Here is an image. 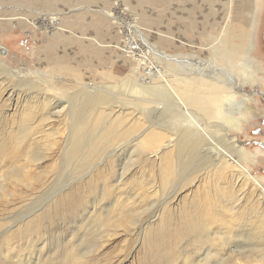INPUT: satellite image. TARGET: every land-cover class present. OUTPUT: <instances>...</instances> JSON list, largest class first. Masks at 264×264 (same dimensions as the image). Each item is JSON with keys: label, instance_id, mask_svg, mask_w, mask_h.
<instances>
[{"label": "rangeland", "instance_id": "374dc122", "mask_svg": "<svg viewBox=\"0 0 264 264\" xmlns=\"http://www.w3.org/2000/svg\"><path fill=\"white\" fill-rule=\"evenodd\" d=\"M113 4L119 8H117L118 14H122L120 17V24L123 23L121 30L128 28L129 23H134L139 30L142 29L141 31L146 34L149 40V43H146L142 38L135 36L133 42L140 46L138 50L134 49L135 57L124 55L126 52L123 50L127 48L119 47L117 42L122 40L124 44L123 40L126 35L124 34V37L119 41L116 33L119 32V26L117 28L110 26L111 19L109 20L102 11L103 9L108 10ZM252 11L253 14L255 13L256 19ZM49 14H56L58 22H56L55 28L50 27V23L40 24V21L36 25L30 24L31 19L33 21L41 17L46 22L45 17ZM229 14L232 15L234 24L245 25V31L254 32V48L253 51H250L248 59L255 64L249 70L253 74L251 80L243 84L244 80L236 73L231 81V86L236 91L235 100L242 101L243 105L241 103L234 105L233 113L239 118L240 123L228 129V133L237 140L241 148V155L235 157L246 165L264 185V0H0V86L5 85L8 81L4 79L3 70L10 69L17 72L16 75L14 74L15 76L10 75L14 82H11V86L7 87L13 89L12 100L7 104L2 103V97L6 98L8 93L0 95V144L6 143L3 140L6 135L14 133H12V123L18 121L17 119L15 122L5 125L1 113L6 112L7 119L19 118V115L24 113V111H20L22 108L19 106L25 104L28 97L27 87H21V84L27 81L26 78L39 82L41 93L48 90L50 109L56 104L59 108L63 107L64 112L60 114L59 118L53 120L56 128L62 131L66 128L67 107L77 102L79 95L82 94L83 85L81 83L92 82L90 84H94L93 86H101V90V88L106 89L104 84L112 82V79L107 78L104 71L110 70L117 78L122 79L132 74L139 77L144 70L139 60L146 57L169 72L171 70L172 73L176 70L177 72L185 71L186 68L190 70L189 68L193 67L191 65L194 63L193 59L199 57L204 62H209L208 60L214 56L216 61L222 62V56L216 50L213 51L209 45L226 28ZM15 15H21V19H11ZM130 36L131 34H127L126 38ZM165 55L177 58L169 60V58H163ZM64 58L68 59L67 65L63 62ZM62 64L79 70L82 75L80 76L81 82L68 81L72 76H68L66 68L59 67ZM218 64L223 66L221 63ZM202 68L204 69L206 66H202ZM16 86L22 91L18 90ZM50 86H57V88L50 90ZM133 90L128 89L121 93L125 95L124 97L132 94V98L137 97L138 100H142V98L159 99L157 96L151 95V97ZM114 93L111 96L121 95L116 90ZM41 95L44 100L45 96ZM224 102L222 101V103ZM36 103L42 107L40 98H37ZM44 103L42 108L44 105H48L47 101ZM50 109L47 110L48 113ZM42 113H35V118L38 116L40 119ZM220 122L223 121L220 120ZM135 133H133L134 135L130 133V136L114 145L115 147L111 145L112 147H108L105 153L103 152L101 163L107 160L112 165L119 164L116 170L125 172L120 187L115 190L122 180L116 181L121 175L119 172L118 175L113 174L112 179L97 180L93 193L84 198L77 197L75 202L66 205L68 207L65 206L60 214H54L57 216L51 217L49 220H42L43 223L40 225L46 227L45 230L48 229V232L40 235L29 249L24 245L25 253L31 252L28 256L30 257L28 264H186L184 259L187 264L192 260H203V264H221L224 262L222 259L225 260V258H227V264H233L235 259L230 258V254L237 255V258L241 257L237 252L231 253L233 250L229 249V247H238L239 243L243 241L242 237L236 235L239 227L229 234L231 236L229 238L230 246L225 247V252L223 251L221 256L208 255L215 252V248L222 244L220 237L217 240L200 241L191 237V232L172 245L167 242L163 243L161 248L156 249V253L150 249L146 237L150 235L151 228L146 230V226L155 220L152 223L153 226L157 229L160 228L156 218L160 215L164 205H169L168 203H171L175 199L174 197L179 195L176 198V203H172L174 209L172 208L171 216L173 219L176 218L181 207H184L185 202L190 199V195L188 190H181L183 183L179 176L166 184L159 175L152 173L145 162L148 158V151L142 147L136 149L133 147L137 142L133 137L137 134ZM44 135L36 132L35 137L40 141L35 142L30 148L31 154L41 159V162L38 163L41 167L38 168L37 163L32 161L33 165H28L23 158L17 160L11 163L9 171L18 174V177H13L2 184L7 186L5 193H13V196L4 197L8 199V203H4L5 206L2 205L3 200H0V224L6 223L5 226H0V264H7L5 259L7 248L4 245V239H2L4 234H10L24 218H31L40 212L41 207L54 195L60 192H62L61 194L67 193L69 186L78 182L76 180L78 177L83 176L85 181L89 180V175L94 169L93 160L90 161L92 162L91 166L89 165L91 169L88 166L83 170L71 159L69 162L65 158L63 147H54L49 141L51 137L47 134V136ZM132 140L133 143L130 142ZM116 148L119 155L113 154L108 158L112 149ZM138 150L140 154L137 153ZM196 150L199 153L202 151L200 149L192 150L196 152L195 159L198 157L196 161L199 162L201 161L200 154ZM55 151L57 154L51 158ZM47 155L50 157L46 158ZM130 155H133L132 163L130 162L131 158L130 160L128 158ZM140 158L144 159L143 163H140ZM195 159L190 160L192 163L190 165L196 163ZM94 161L98 162L99 159ZM107 163L99 168H106ZM202 164L205 165L204 162ZM210 169L212 166L206 171L208 172ZM237 172L231 167L224 169L220 174L219 183L211 182V173H208L211 179L207 177V181H197L194 188L209 190L210 197L219 201L221 198H227L229 204L234 203L239 207L243 205L242 208L248 204L250 210L243 209L244 213L241 215L255 219L256 210H252L251 205H259L260 210L264 211V197L252 180L243 181L244 178ZM26 173L29 174L27 181L22 177ZM150 180L156 181L157 190L148 193L147 198L139 196L142 191L149 190ZM2 181L0 179V183ZM28 184H35L33 192L20 194L19 190L24 189L23 187ZM104 189L110 191L104 192ZM129 210H131V218L128 221L122 217V214ZM169 227L171 228V226ZM161 228L165 229V227ZM211 230L214 231V228L208 232ZM42 237L48 240L44 245H39ZM189 237L191 241L188 240ZM185 238L188 243H185ZM232 241L234 245H232ZM22 242L15 245L18 246ZM39 248L40 251H36ZM71 250L75 253H83L85 257L79 260L67 257L72 252Z\"/></svg>", "mask_w": 264, "mask_h": 264}, {"label": "bare ground", "instance_id": "6f19581e", "mask_svg": "<svg viewBox=\"0 0 264 264\" xmlns=\"http://www.w3.org/2000/svg\"><path fill=\"white\" fill-rule=\"evenodd\" d=\"M116 4L119 6L118 3ZM117 5L115 6L113 4L108 10L103 9L102 11L109 20L111 19V22H109L110 26L113 28L119 26V32H116L119 41L124 37V34L126 37L127 34H131L129 38L125 37V40H123L124 44L122 40L121 42H117V44L121 48H127V51L123 50L126 52L124 55L135 57L136 52L134 53V49L138 50L140 48L138 43L136 44L133 42L135 36L142 38L146 43H149V40L146 34L141 31L142 29L139 30L134 23H129L127 25L128 28L123 31L121 30L123 23L120 24V17H122V14H118ZM55 15L56 14H49L45 17L46 22H44L43 17L36 18L37 21H32L30 18V24L36 25L39 24L40 21V24L50 23V27L55 28L56 22H58ZM229 15L227 26L222 34L220 33L221 35L209 45L213 51L216 50L217 53L222 56V62H219V60L216 61V59L213 58L214 56H211L212 58L208 60L209 62H204L199 57L193 59L195 64H191L193 67L189 68L190 70L186 68L185 71L179 70L177 72L176 70L172 73L171 70L169 72V70L151 62L148 59L149 57H146L145 59L139 60L140 65L144 68L143 74L139 77L132 74L122 79L119 77L117 78L110 70L104 71V74L107 78L112 79V82L104 84L106 89L101 88V90V86H93L94 84H90L92 82L81 83L83 85V88H81L82 94L79 95V98L77 97V102H71L72 104H69L70 106L67 107L68 109L64 107L67 109L65 113L67 121L65 123L66 128L62 131L56 128L55 124H53V120L54 118H59L60 114L64 112L63 107L59 108L57 104H54L55 106L50 109L49 106L51 103L47 97L48 90L41 93L39 82L28 78L25 79L27 81L23 82L21 87H27L26 94L28 97L25 104L19 106L22 108L20 111H24V113L21 114V112H19L21 114L19 118L14 117L13 119H7L8 116H6V112L1 113V116L4 117L3 124L5 125L15 122V120L18 119L17 123H12V133H14L6 135L3 138L6 143L3 145L0 144V179L3 180L2 183H0V200H3L2 205L5 206V204L8 203V199L4 198L5 196H13V193H5L7 186H3V182L13 179V177H18V174H13L9 171L11 163L23 158L28 165H33L32 162H35L38 168L41 167V165L38 164L41 162V159L32 155L30 150L35 142L40 141L39 138L35 137L36 132L41 133V135H44V133L49 135L51 137V140H49L51 141V145L54 147H63L65 150V158L68 159V161L71 159L74 163L76 162L81 170L88 168L92 162L94 169H92L93 171L91 170L92 172L90 175L88 174L90 176L89 180L85 181L83 176L78 177L76 179L78 182H74L73 185H70L67 193L61 194L62 192H60L54 195L48 202L46 201L47 203H45L41 209L38 208L41 210L40 212L37 211L38 213L32 214L33 216L31 218H24L15 230H12L10 234L8 232V234H4L5 236L2 239H4V245L7 248V257L5 258L7 264H28L30 258L28 256L31 252L29 253V251H27L25 253V246L29 249L34 245V241L39 239L40 235L48 232V229L45 230L46 227L40 225L43 223L42 220H49L51 217L57 216L54 214H60L63 208L66 205L74 203L77 197L84 198L86 195L93 193L97 180L104 181L108 178L112 179L113 174L118 175L117 173L119 172L121 175L115 180H122L115 187V190L120 187L123 181L122 176L125 172H121L119 169L116 170L119 164L112 165L107 160L101 163L104 155L103 152L105 153L108 147L118 144L121 140L130 136V133L133 134L135 132L137 134L135 133L136 135L133 137L137 142L133 147L135 149L137 147H142L148 151V158L145 162L146 166L148 165L150 167L152 173L154 172L156 175H159L166 184L173 178L179 176L183 183L181 190H188L190 195V199L185 202L186 205L181 207L178 216L174 219L171 216L173 211L172 208L174 209L172 205L176 203V198L179 195H176V197H174L175 199L172 200L171 203H168L169 205H164L156 221H158V225L163 228L165 227V229L161 227L158 229L155 228L152 224L155 220L149 222L146 226V230L151 228L150 235L146 237V242L149 243L148 246L150 249L155 252L156 249L165 242H167V244L170 243V245L174 242L177 243L183 236H186L185 234L191 232V237L199 239L200 241L217 240L220 237L222 239V244L215 248V252L209 253L208 255L221 256L225 247H228L230 244L229 238H231V236L229 234L239 227L236 235L242 237L243 241L240 243L238 242V247H229V249L233 250L231 253L237 252L241 257L238 256L237 258L235 254H232V257L230 254L229 257L235 259L233 264H264V211L260 210V206L251 205V209L257 211V214L256 211L254 213L255 219H251L249 216L243 217L241 213H244L243 209L248 208V204H245L242 208V204H240L242 205L240 207L237 206V204L234 205V203L229 204L227 198H221L219 201L210 197L209 190L194 188L197 181L202 182L209 177L208 173H211V182L219 183V179L221 178L220 174L224 169L226 170L228 167H231L232 170L238 171L237 173L242 175L244 178L243 181L247 182L252 180L254 184H256V186H254L259 188L264 197V185L260 182L258 177L251 173L246 165L235 157L240 154L241 148L237 140L228 133V129L240 123L239 118L233 113V107L235 104H240L242 102L235 100L236 91L232 88L231 81L236 73L244 80L243 84L251 80V75L253 74L250 73L249 70L255 64V62L248 59L251 54L250 51H253L254 48V32L251 31L248 33L247 30L245 31V25L237 26V24H234L235 21L232 15ZM253 15L256 19L255 13ZM11 19H21V15H15L11 17ZM97 43L99 42L97 41ZM163 58H169L170 60L177 57L165 55ZM63 62L66 64L68 59L64 58ZM218 63H221L224 67ZM202 66H206V68L203 69ZM59 67H63V69L66 68L68 76H72L68 81L72 83L81 82L80 76L82 75H80L81 73L79 70L71 66H64L63 64ZM3 71L4 79L8 81L5 85L0 86V95L5 92L8 93L6 98L2 97V103L5 102V104H7L8 101L10 102V100H12V95H14L12 92L13 89L7 88L11 86V82H14V79L10 75H16L17 72L10 69ZM55 88H57V86H52L49 89L55 90ZM19 89L18 87V90ZM128 89H134L147 96L154 95L159 99L152 100L142 98V100H138L136 96L135 99L132 98V94H129L128 97L126 95V98L121 92L127 91ZM115 90L119 91L120 93L118 94L121 95L111 96L116 93H114ZM20 91H22V89H20ZM41 94L45 96L43 98L44 100H42L43 96ZM37 98H40L42 107L43 103L46 101L48 105H44V108H42L36 103ZM222 101L225 102L222 103ZM241 105L243 104L241 103ZM3 107L7 108L6 106ZM2 109L1 111H3ZM49 109L50 112L48 113L47 110ZM37 112L42 113L40 119L38 116L36 117L37 119L35 118L34 114ZM219 119L223 122H220ZM37 129L39 130L37 131ZM46 134L44 136H47ZM50 137L46 138L49 139ZM130 142L133 143V140ZM194 149H200L202 151L199 153L198 150H196L200 154L201 161L199 162L196 161L198 157L195 159L197 154L195 151H192ZM117 150V148L114 150L112 149V153L108 155V158L113 154L119 155ZM137 153H139V150ZM56 154L57 151L53 152L51 158H54ZM50 155L45 157H50ZM132 157L133 155L128 157L129 160L131 158V163ZM193 158L196 163L190 165L192 164L190 160ZM95 159H99V161L95 162ZM91 160L93 161L90 162ZM143 161L144 159H141L140 163H143ZM203 162L205 165L202 164ZM105 163H107L106 168L100 169L99 167ZM197 165L198 167H196ZM90 166L89 168L91 169ZM211 166L212 169L207 172L206 170ZM7 171L9 172L7 173ZM28 175V173L23 175V180L27 181ZM34 185L35 184L26 185L23 187L25 191L24 189L19 190L20 194L33 192L35 189ZM156 190V181L150 180L149 190L142 191L139 196L147 198V196H149L148 193H153ZM106 191L110 190L104 189V192ZM117 195L118 193L116 196ZM67 207L68 206H66V208ZM248 209L250 210V206ZM130 211L131 210L122 214V217L128 219V221L129 218H131ZM5 224L1 223L0 226H5ZM169 226H171V228ZM211 228H214V231L211 230L208 232ZM47 238L42 237L39 245H44L48 240ZM188 240L191 241V238L189 237ZM188 240L186 239L185 243H188ZM20 241L23 242L16 246L15 244ZM232 245H234L233 241ZM40 248L36 251H40ZM18 257H20V259H18ZM67 257L79 260L85 257V255L80 252L75 253L72 251ZM226 260L227 258H225V260L222 259L224 262H221V264H227ZM184 263L187 264L186 259H184ZM189 264H203V260H192Z\"/></svg>", "mask_w": 264, "mask_h": 264}]
</instances>
